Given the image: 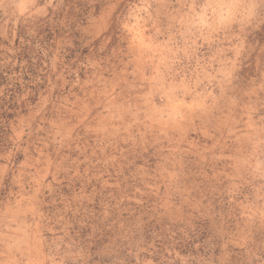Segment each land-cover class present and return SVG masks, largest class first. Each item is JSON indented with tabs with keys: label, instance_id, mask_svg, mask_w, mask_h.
<instances>
[{
	"label": "rangeland",
	"instance_id": "1",
	"mask_svg": "<svg viewBox=\"0 0 264 264\" xmlns=\"http://www.w3.org/2000/svg\"><path fill=\"white\" fill-rule=\"evenodd\" d=\"M0 264H264V0H0Z\"/></svg>",
	"mask_w": 264,
	"mask_h": 264
}]
</instances>
